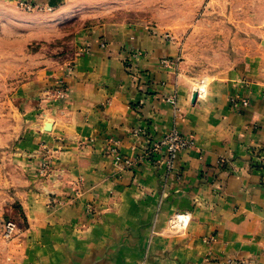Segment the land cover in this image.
<instances>
[{
	"label": "crops",
	"instance_id": "1",
	"mask_svg": "<svg viewBox=\"0 0 264 264\" xmlns=\"http://www.w3.org/2000/svg\"><path fill=\"white\" fill-rule=\"evenodd\" d=\"M85 40L64 83L49 90L59 108L30 131L31 142L49 143L42 152H54V167L44 189L26 195L35 223L29 263L264 264V88L245 86L242 72L193 80L162 35L109 24ZM132 46L143 53L130 69ZM258 70L251 66L248 75ZM238 92L250 103L232 106ZM173 129L196 145L179 154L169 176L162 154L144 156V147ZM116 141L133 163L109 152ZM70 184L80 191L74 202L64 199ZM56 196L62 202L52 208ZM180 212L190 216L183 235L165 236Z\"/></svg>",
	"mask_w": 264,
	"mask_h": 264
},
{
	"label": "rangeland",
	"instance_id": "2",
	"mask_svg": "<svg viewBox=\"0 0 264 264\" xmlns=\"http://www.w3.org/2000/svg\"><path fill=\"white\" fill-rule=\"evenodd\" d=\"M109 24L164 36L193 80L242 72L245 86L264 88V0H0V264H39L28 259L35 223L25 201L27 192L44 189L54 152L43 154L49 143L41 137L31 142L30 131L39 130L47 110L59 108L49 90L64 83L63 72L87 44L85 39ZM256 64L259 70L252 78L248 74ZM238 93L229 97L232 106L233 99L250 103ZM57 96L63 98L59 92ZM51 129L46 123L44 130ZM27 143L40 147L39 152L30 153ZM75 185L67 186L71 189L64 192L65 200L74 202L79 196ZM61 202L53 198L49 206ZM94 209L88 205L87 213ZM172 218L165 236L182 234L183 227H173ZM8 220L18 227L10 238L5 236Z\"/></svg>",
	"mask_w": 264,
	"mask_h": 264
},
{
	"label": "built area",
	"instance_id": "3",
	"mask_svg": "<svg viewBox=\"0 0 264 264\" xmlns=\"http://www.w3.org/2000/svg\"><path fill=\"white\" fill-rule=\"evenodd\" d=\"M104 45L105 44H103V46ZM128 52L129 54L126 58V65L128 68L132 69L133 66L131 65V61L138 60L143 52L141 51V49L133 46L129 47ZM166 62L167 60H163V63ZM59 93L61 97H64L63 89H60ZM243 104L246 105L247 102H243ZM233 106L239 107L241 106V103L235 102V99H233ZM140 133V129L135 131L136 135H140ZM195 145V138L192 135H185L180 130L173 129L170 132L164 134L163 137H161L157 141L148 138L147 145L144 147V156L162 154V164L165 166L169 175L176 168V161L178 159L179 154L184 150L194 147ZM163 150L165 151L164 155ZM109 152L115 156L117 162L125 164L133 163L132 160L124 158L121 155L118 149L117 141L114 142V145L110 147ZM136 161L138 162L139 159H137ZM189 220V214L178 213L171 219V222L173 227H178L176 223H180L182 227H185L189 223ZM17 229L18 227L16 222L13 220H8L5 224V236L7 238L12 237L17 232Z\"/></svg>",
	"mask_w": 264,
	"mask_h": 264
},
{
	"label": "water",
	"instance_id": "4",
	"mask_svg": "<svg viewBox=\"0 0 264 264\" xmlns=\"http://www.w3.org/2000/svg\"><path fill=\"white\" fill-rule=\"evenodd\" d=\"M197 95H198V91L195 90L194 93H193L192 102H195L196 101ZM95 264H97V263H95Z\"/></svg>",
	"mask_w": 264,
	"mask_h": 264
}]
</instances>
